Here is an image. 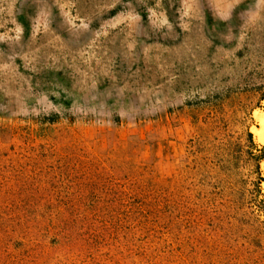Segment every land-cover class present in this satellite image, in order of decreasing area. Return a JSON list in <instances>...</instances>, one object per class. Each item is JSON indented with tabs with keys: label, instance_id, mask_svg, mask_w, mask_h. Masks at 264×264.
Wrapping results in <instances>:
<instances>
[{
	"label": "rangeland",
	"instance_id": "374dc122",
	"mask_svg": "<svg viewBox=\"0 0 264 264\" xmlns=\"http://www.w3.org/2000/svg\"><path fill=\"white\" fill-rule=\"evenodd\" d=\"M257 110L264 0H0V264H264Z\"/></svg>",
	"mask_w": 264,
	"mask_h": 264
},
{
	"label": "bare ground",
	"instance_id": "6f19581e",
	"mask_svg": "<svg viewBox=\"0 0 264 264\" xmlns=\"http://www.w3.org/2000/svg\"><path fill=\"white\" fill-rule=\"evenodd\" d=\"M255 117L257 121L260 123V127L254 126L252 128V132L254 133L256 139L258 142H260L262 145H264V110H257ZM262 170L264 173V161L262 162ZM263 188H264V180L262 182Z\"/></svg>",
	"mask_w": 264,
	"mask_h": 264
},
{
	"label": "trees",
	"instance_id": "16d2710c",
	"mask_svg": "<svg viewBox=\"0 0 264 264\" xmlns=\"http://www.w3.org/2000/svg\"><path fill=\"white\" fill-rule=\"evenodd\" d=\"M253 135H252V133H250V137H252ZM263 157H264V153H263Z\"/></svg>",
	"mask_w": 264,
	"mask_h": 264
}]
</instances>
